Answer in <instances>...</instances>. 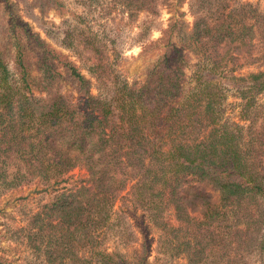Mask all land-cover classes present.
<instances>
[{"label": "trees", "instance_id": "trees-1", "mask_svg": "<svg viewBox=\"0 0 264 264\" xmlns=\"http://www.w3.org/2000/svg\"><path fill=\"white\" fill-rule=\"evenodd\" d=\"M156 2L106 0L101 11L149 16ZM188 9L192 22L182 40L170 42V25L143 80H112L103 98L25 22L9 16L1 24L0 185L48 182L76 166L87 175L27 221V247L45 264H149L142 227L132 261L103 247L111 230L120 240L132 236L121 211L109 223L113 196L128 178L122 200L154 222L162 253L186 264H264V99L256 101L264 70L234 79L243 124L221 119L216 83L182 91L189 46L215 72L238 56L264 61V12L237 0H192Z\"/></svg>", "mask_w": 264, "mask_h": 264}, {"label": "rangeland", "instance_id": "rangeland-1", "mask_svg": "<svg viewBox=\"0 0 264 264\" xmlns=\"http://www.w3.org/2000/svg\"><path fill=\"white\" fill-rule=\"evenodd\" d=\"M248 3L259 12H264V0H237ZM106 0H0V26L8 17L25 22L32 32L56 51L68 57L87 80L90 94L103 98L110 96V81L117 79L128 85L139 84L150 66L163 53V32L170 25V42L178 44L183 33H187L192 22L188 5L192 0H157L156 14L143 12L133 16L125 13L105 15L101 7ZM149 22V23H148ZM142 23L148 30L139 28ZM185 53L183 94L203 82L216 83L222 97L221 119L243 124L239 120L240 100L235 89V78L264 70V61L248 62L238 56L235 62L217 72L209 69L202 51L189 46ZM97 65V66H96ZM36 77L35 73H31ZM35 81V80H34ZM64 91L69 89L64 86ZM32 96L38 97L35 89ZM264 93L256 98L257 104ZM87 179L82 167H74L68 173L44 182L38 178L22 181L15 187L0 185V260L4 264H45L27 247L24 234L28 219L38 208L48 202L57 190L70 188ZM132 179L128 178L122 191L113 196L110 221L121 211L126 225L132 232L128 239L120 240L107 233L103 247L122 254L127 261L133 253L140 252L142 236L139 227L145 229L148 239L146 261L149 264H186L181 256L170 257L160 250L158 231L148 215L130 207L122 198L127 197ZM191 192V189H189ZM207 192V191H206ZM186 194V189H185ZM213 199L215 194L208 192ZM124 203L126 205H124ZM121 206V210H119ZM168 223H173L171 212L165 214Z\"/></svg>", "mask_w": 264, "mask_h": 264}]
</instances>
